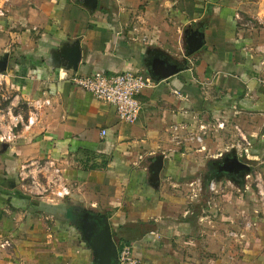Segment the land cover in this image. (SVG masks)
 I'll return each mask as SVG.
<instances>
[{
  "label": "crops",
  "instance_id": "1",
  "mask_svg": "<svg viewBox=\"0 0 264 264\" xmlns=\"http://www.w3.org/2000/svg\"><path fill=\"white\" fill-rule=\"evenodd\" d=\"M88 1L0 0V93L15 99L0 108V127L22 130L0 140V244L12 242L0 264H94L82 212L107 215L118 248L130 245L139 264H264V202L249 183L261 176L264 192V0ZM192 30L203 44L187 55ZM76 42L77 72L62 55ZM159 61L179 72L158 79ZM126 71L154 83L134 124L74 82ZM20 99L25 115L14 111ZM37 105L25 134L21 120ZM235 126L255 140L250 162L263 168L210 207L209 174ZM35 159L63 168L70 196L22 187L20 166Z\"/></svg>",
  "mask_w": 264,
  "mask_h": 264
},
{
  "label": "built area",
  "instance_id": "2",
  "mask_svg": "<svg viewBox=\"0 0 264 264\" xmlns=\"http://www.w3.org/2000/svg\"><path fill=\"white\" fill-rule=\"evenodd\" d=\"M74 82L91 93L99 101L114 106L119 119L129 124L136 123L140 116L142 104L139 96L145 89L153 87L154 84L148 76L130 71L103 73L92 77L79 76L74 79ZM40 107L38 105L33 106V110L30 111L28 118L25 121L21 120L23 131H31L37 124ZM14 127H18V122ZM218 127L224 130L225 124L221 122L218 124ZM234 128L239 134L240 139L232 147H238V150H236L239 159L241 161H244L245 158L249 159L247 160L249 165V161L251 160V143L244 137L242 130L238 126ZM175 131H177V128H175ZM102 134L105 135L106 131H103ZM17 135V133H14L13 128H10L9 132H7L3 131L0 127V140L3 143L16 139ZM198 140L202 142L201 137H198ZM244 162L246 163V161ZM18 177L22 187L34 192L39 197H46L52 194L56 198H65L71 194L70 187L67 185L64 177L63 168L54 160L35 159L27 161L20 166ZM250 177L251 175L249 174L245 178L249 179ZM260 182L261 176L258 177V186ZM217 187V182L212 181L210 183V190L212 192H216ZM259 189L261 201L264 202V192L261 191V188ZM11 246L12 242L9 240L0 244L2 249ZM118 259V264H139L132 256L130 245H123L119 248Z\"/></svg>",
  "mask_w": 264,
  "mask_h": 264
},
{
  "label": "water",
  "instance_id": "3",
  "mask_svg": "<svg viewBox=\"0 0 264 264\" xmlns=\"http://www.w3.org/2000/svg\"><path fill=\"white\" fill-rule=\"evenodd\" d=\"M87 5L95 6V0L87 2ZM188 37V55L196 53L203 44V36L199 32L190 31ZM188 33V32H187ZM64 59L68 62L69 68L77 72L82 57V50L79 42L72 47H67L62 51ZM7 68V59L0 60V72ZM179 72L176 65H167L164 61H159L153 65L152 74L158 79L169 78ZM163 166V159H158L154 164V169L160 171ZM214 166L225 175L223 177L212 176V181L220 182L224 177L231 182L238 181L237 178L245 179L251 172V166L241 161L236 149L227 153L221 159L214 162ZM227 175V176H226ZM79 229L84 240L89 245L94 254V264H118L119 248L115 242L107 215L82 212L77 218Z\"/></svg>",
  "mask_w": 264,
  "mask_h": 264
},
{
  "label": "rangeland",
  "instance_id": "4",
  "mask_svg": "<svg viewBox=\"0 0 264 264\" xmlns=\"http://www.w3.org/2000/svg\"><path fill=\"white\" fill-rule=\"evenodd\" d=\"M187 49H188V46H187ZM187 53H188V50H187ZM188 55V54H187ZM2 90H1V93H0V108L1 109H3L4 111H5V109L8 107V106H10V103L11 102H13V103H15V99L13 98V96L11 97V93H8L7 91H6V86H2ZM6 93V94H5ZM8 94V95H7ZM2 95H5V97L4 96H2ZM16 100H18V99H16ZM28 105V104H27ZM15 106L16 107H14L15 109H14V111L16 112V110H17V112H19L20 114H22V115H25L26 113H27V107L28 106H26V104H25V101H23L22 99H20L18 102H16V104H15ZM29 109V108H28ZM4 112H1V114H3ZM32 130H33V128H32ZM32 130L31 131H28L27 133L25 132V134H29V133H31L32 132ZM17 132V131H16ZM21 132H22V130L21 129H19V131L17 132L18 134L20 133L21 134ZM238 134V133H237ZM18 136V135H17ZM240 139V136L238 135V137H237V140L235 141V143L233 142V141H231V142H229V144H228V146H225L226 147V150L228 151V152H231L233 149H237L238 150V147L237 146H233L232 147V145L233 144H237L236 142L238 141ZM248 141H249V139H248ZM228 143V142H227ZM225 150V151H226ZM225 151L223 152L224 154H225ZM247 160H249V159H244V161H246V163L248 162ZM249 163H251L250 161H249ZM248 164V163H247ZM250 166H251V172L250 173H254V171L255 172H258V171H261L262 170V168H263V166H259V164L258 163H251V164H249ZM202 175V174H201ZM201 178H202V176H198V178H196V179H194L193 181H197V180H199L200 182H201ZM247 180L248 179H246L245 178V184H246V182H247ZM256 180V177L254 176L253 178H251L250 180H249V183H251V186H252V188L254 189V191H256V193L259 191V186H258V182H256L255 181ZM192 182V181H191ZM215 182H217V185H218V187H217V191L216 192H212L210 189H209V197H210V202H211V204H209V206L211 207H213L214 205H215V203H217V200H215V198H219V197H221V196H223V195H225V194H227V193H229L232 189H234V187H235V183L234 182H231L228 178H223V179H221L220 180V182H218V181H215ZM260 184H262V182L260 183ZM235 190H237V188H235ZM215 207V206H214ZM208 210L210 211V209H209V207H208ZM258 213H256V215H257Z\"/></svg>",
  "mask_w": 264,
  "mask_h": 264
},
{
  "label": "flooded vegetation",
  "instance_id": "5",
  "mask_svg": "<svg viewBox=\"0 0 264 264\" xmlns=\"http://www.w3.org/2000/svg\"><path fill=\"white\" fill-rule=\"evenodd\" d=\"M224 175H225V174L222 173L221 171H219V169L216 168V166H213V167H212L211 172H210V174H209L210 177H212V176L223 177ZM226 176H227V175H226ZM224 178H226V177H224Z\"/></svg>",
  "mask_w": 264,
  "mask_h": 264
},
{
  "label": "trees",
  "instance_id": "6",
  "mask_svg": "<svg viewBox=\"0 0 264 264\" xmlns=\"http://www.w3.org/2000/svg\"><path fill=\"white\" fill-rule=\"evenodd\" d=\"M18 137H19V136H17V139H18ZM249 142L251 143V145H253V144L255 143V140H254V139H250ZM252 152H253V147H252V149H250V153H252ZM253 153H254V152H253ZM196 177H197V176H196ZM190 179H192L191 181H193L194 178L191 177ZM119 248H121V247H119Z\"/></svg>",
  "mask_w": 264,
  "mask_h": 264
}]
</instances>
